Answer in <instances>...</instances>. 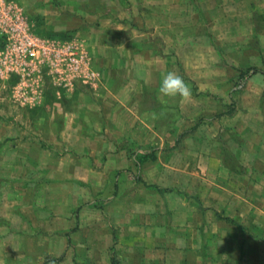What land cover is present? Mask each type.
<instances>
[{
  "label": "crops",
  "instance_id": "crops-1",
  "mask_svg": "<svg viewBox=\"0 0 264 264\" xmlns=\"http://www.w3.org/2000/svg\"><path fill=\"white\" fill-rule=\"evenodd\" d=\"M43 1L58 13L64 5L66 28L89 35L82 40L97 66L89 88L100 93H81L85 102L98 99L65 107L83 117L62 140L50 132L47 148L21 142L1 159L0 239L7 248L16 242L24 257L44 258L37 264H111L115 250L120 264H264V202L251 203L248 176L227 167L186 169L202 159L192 153L208 139H180L186 100L155 94L175 72L208 98H233L235 75L228 78L224 65L239 78L238 70L257 61L251 47L264 54V0ZM216 48L231 51L225 64ZM243 79V91L261 103L264 87L256 83L264 75ZM224 107L225 116L238 113L232 101ZM255 108L264 112L262 103ZM210 127L218 133V124ZM186 142L195 151H185ZM62 146L70 149L56 153ZM148 153L154 158L139 163ZM209 159L225 165L222 155ZM223 175L231 180H209Z\"/></svg>",
  "mask_w": 264,
  "mask_h": 264
},
{
  "label": "rangeland",
  "instance_id": "rangeland-1",
  "mask_svg": "<svg viewBox=\"0 0 264 264\" xmlns=\"http://www.w3.org/2000/svg\"><path fill=\"white\" fill-rule=\"evenodd\" d=\"M60 4L54 1L53 6H60ZM121 5L125 10L129 8V3L125 1ZM61 6H63V11L58 13L49 8L43 0H0V161L4 156L9 157L11 153L13 154L11 150L9 151L11 146L15 148L21 142L29 145V147L39 145L42 148H47L51 139L48 136L50 132L56 138L59 137L57 141L62 140V133L69 134L73 128L75 130V125L71 127L73 120L83 117L82 114L65 113V107L85 105L91 101L96 102L98 99L97 97L87 99L90 94L95 93V95H98L100 93L97 92L98 90L91 89L94 87L93 82L84 83L76 80L64 73L59 67H54L50 62L21 61L16 58L10 47V42H8L7 33L10 28V15L14 10H19L27 22L30 33L41 41L46 42L53 39L63 40L76 37L88 49V45L82 39H86L89 35L86 32H84L86 36L78 32L77 27L66 28L64 23L69 18L67 16L69 10H66L64 5ZM84 7L86 8L87 6L84 5ZM126 14L129 17L128 12ZM62 16H65L64 22L58 20ZM127 19L125 18L124 21H127ZM52 22H54V27L51 26ZM218 22L220 21L218 20ZM222 34V28L219 27L215 35L217 40L223 38ZM212 37H214V34H212ZM251 48V55H254L257 61L255 65H247L243 68H258L260 72L257 74L264 75V54L256 46ZM216 51L219 56V63L222 61L225 64L227 54L231 53V51L221 50L220 48H216ZM190 56L192 58L193 55L190 53ZM250 62H254V60H250ZM224 66L226 69L225 74L228 78L232 74L235 75V80L232 77L231 82H229L231 84L230 89H233L231 90L233 98H208L205 93H197L196 90L193 91L191 89V97L186 100L187 106L185 119L183 120L184 125L182 126L183 129L187 130L183 131L180 139L185 141L189 138L194 140L199 138L202 139V143L203 139L208 140L207 142L204 141L201 148L192 153L196 154L195 156L200 153L199 156L202 159L197 162L196 158L195 163L193 161L190 165L187 163L185 168L192 169L196 166L207 173L208 171H221L220 169H225V167L230 168L232 171H243L244 175L248 176L252 188L250 191L251 203H263L264 112L261 113L260 111L259 113L255 107L261 103L264 106V92L261 95V103H258L257 95L243 91L248 79H243L241 76L236 78L238 73L233 71L232 68ZM95 68L97 66L92 65V69L94 70ZM186 68L192 67L187 63ZM256 84H263L264 87V83L257 82ZM84 85H88V87ZM74 86L75 88L73 89ZM81 93L87 95L86 101L88 103L80 98ZM155 94L160 96L159 91ZM194 101H200V104L195 107L193 106ZM228 101L234 102L236 107L234 113L238 112L232 117L223 114L225 103H228ZM199 105H203L200 111L197 109ZM170 118L172 117L170 116ZM195 121H198L202 128H199V125H195ZM213 124L214 126L216 124L219 125L218 130L216 129L218 133L211 129L210 126ZM51 125L54 127L52 130L50 128ZM182 147L188 152L195 151L191 142L184 143ZM66 148L70 149L69 146H62L56 153L61 154ZM132 149L135 150L134 147ZM172 149L174 148H164L163 152H169ZM14 150L16 151V149ZM219 155L225 157L226 166L220 161L209 159V157L213 158L215 156L220 159ZM218 179L226 180L227 178L223 175V177L216 176L214 179L211 177L209 180ZM227 180L231 179L228 178ZM252 212L260 213L258 210H251ZM261 216L264 217V215ZM2 228L0 221V231ZM9 244L10 247L8 249V243L0 239V264H29L31 262L37 264V262L40 263L39 259H44L40 257L35 262L32 258L24 257V250L18 252L15 249L16 242L12 241ZM17 253L23 256L20 257V254ZM113 259L120 264L117 250L113 251ZM84 262L86 263L87 260Z\"/></svg>",
  "mask_w": 264,
  "mask_h": 264
},
{
  "label": "built area",
  "instance_id": "built-area-1",
  "mask_svg": "<svg viewBox=\"0 0 264 264\" xmlns=\"http://www.w3.org/2000/svg\"><path fill=\"white\" fill-rule=\"evenodd\" d=\"M9 25L8 42L17 59L50 62L84 83H92L97 79L89 50L76 37L43 42L30 33L19 10H14L10 15Z\"/></svg>",
  "mask_w": 264,
  "mask_h": 264
},
{
  "label": "clouds",
  "instance_id": "clouds-1",
  "mask_svg": "<svg viewBox=\"0 0 264 264\" xmlns=\"http://www.w3.org/2000/svg\"><path fill=\"white\" fill-rule=\"evenodd\" d=\"M159 93L163 97L180 96L187 100L191 97V89L183 78L175 72H168L159 87Z\"/></svg>",
  "mask_w": 264,
  "mask_h": 264
},
{
  "label": "trees",
  "instance_id": "trees-1",
  "mask_svg": "<svg viewBox=\"0 0 264 264\" xmlns=\"http://www.w3.org/2000/svg\"><path fill=\"white\" fill-rule=\"evenodd\" d=\"M239 74L241 75V77L243 76H248V75H253V74H256V73H259L260 71L256 68H247L245 71L243 70H238ZM140 161L139 163H142L146 160H152L154 157L152 156L151 153H148V154H144V155H140ZM111 264H118V262H116L113 258L111 260Z\"/></svg>",
  "mask_w": 264,
  "mask_h": 264
}]
</instances>
